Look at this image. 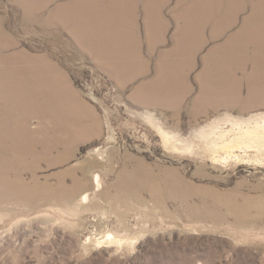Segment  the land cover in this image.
I'll list each match as a JSON object with an SVG mask.
<instances>
[{
  "label": "rangeland",
  "instance_id": "374dc122",
  "mask_svg": "<svg viewBox=\"0 0 264 264\" xmlns=\"http://www.w3.org/2000/svg\"><path fill=\"white\" fill-rule=\"evenodd\" d=\"M0 166V264H264V0H0Z\"/></svg>",
  "mask_w": 264,
  "mask_h": 264
},
{
  "label": "bare ground",
  "instance_id": "6f19581e",
  "mask_svg": "<svg viewBox=\"0 0 264 264\" xmlns=\"http://www.w3.org/2000/svg\"><path fill=\"white\" fill-rule=\"evenodd\" d=\"M14 161V160H13ZM1 167V166H0ZM0 172H2V170H1V168H0ZM1 177V176H0ZM0 180H1V178H0ZM4 181V180H3ZM6 186V185H5ZM86 198V197H85Z\"/></svg>",
  "mask_w": 264,
  "mask_h": 264
}]
</instances>
